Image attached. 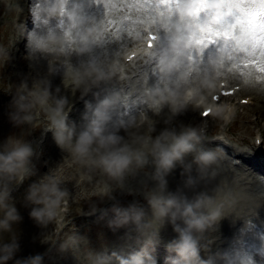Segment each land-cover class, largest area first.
<instances>
[{"label": "clouds", "instance_id": "obj_1", "mask_svg": "<svg viewBox=\"0 0 264 264\" xmlns=\"http://www.w3.org/2000/svg\"><path fill=\"white\" fill-rule=\"evenodd\" d=\"M35 50L46 51L44 43L37 39ZM99 70L92 68L84 72L69 69L70 82L78 86L84 77ZM60 89H56L59 93ZM191 97L172 90H157L151 97L149 108L159 116L165 106L170 115L158 128L159 121L147 112L130 125L108 126V116L97 111L96 118L79 130L67 123L65 98L53 93L47 80H35L29 88L23 83L13 98L16 113L12 121L16 126L28 124L35 128L36 117L43 115V127L52 132L57 146L66 153L65 163L38 175L34 163L37 152L26 133L11 135L0 144V264H43L40 254L17 259L21 250L20 233L16 226L22 223L12 192L26 180L36 179L29 184L25 194V206L30 207L29 217L36 225L47 228L57 225L62 228L69 190L64 187L65 166L75 167L81 183H91L95 176L100 179L92 185L93 196L99 200H115L114 193L127 191L134 194L129 183L139 181V191L147 201V207L134 203L128 207L118 202L102 215L112 213L108 221L113 229L134 227L149 242L158 239L160 231L167 225L173 227L177 238L167 245L176 257L171 264H207L199 258L196 233H202L217 221L224 202L230 196L224 188H217L214 195L198 191L201 182L217 175L214 170L219 164L216 150L203 146L204 137L199 127L174 123ZM105 101V106L108 105ZM35 113V115H33ZM124 128V134L120 128ZM180 170L182 182L175 190L170 189L168 177ZM189 193H192L189 195ZM97 207H93V214ZM55 243L53 235L44 236L42 242ZM82 238L72 234L60 243V251H79ZM81 264H109L108 259L86 250L78 254ZM120 264H156L144 252L121 258Z\"/></svg>", "mask_w": 264, "mask_h": 264}, {"label": "rangeland", "instance_id": "obj_2", "mask_svg": "<svg viewBox=\"0 0 264 264\" xmlns=\"http://www.w3.org/2000/svg\"><path fill=\"white\" fill-rule=\"evenodd\" d=\"M117 1L119 2H117L116 5H111L109 7L105 6L101 9H97L95 11L94 16L83 18L84 22L82 21L81 23L83 35L79 40H77L79 38L77 34H73V31L76 30L77 28L71 29L72 27L71 24L68 23L63 24L64 27L62 26L61 28L62 33L64 34L63 39L64 40L66 39L65 40L66 42L69 40V42H67L69 45L68 55L71 57V55L73 56V53L75 54L78 53L80 57L74 54V57L70 59L68 65L63 67L64 70H62L61 72L65 71L64 74L62 76H59L61 72L55 73L53 71L48 70V67L51 66L50 62L48 63L47 68H45L44 66L41 67L40 65L37 64L35 65L36 62L29 60L30 67L33 68L28 72L27 66L24 62L27 56V52L25 51H22V54L25 55L23 61V67L21 66L20 63L18 64L16 58L22 56L21 54L18 55V53L20 52L18 51V47L14 44L11 45L12 42L14 41L12 39L13 27L15 26V21L20 16L18 15V11L28 7V4L26 3L25 0H0V7H1L0 28L2 26L7 25V29L5 33L6 39L4 41H2L4 35L2 32H0V144H3V142L7 139V137L11 135H20L21 133H26L27 134L26 138L29 139L32 142L33 146L36 148L37 155L34 160V163L36 165V168L38 169V175H43L48 170L52 168H56L61 164H64L66 153L63 152L57 146L53 134H51L49 137L46 138L45 132H39L40 130H35L36 128H33L28 124H23L20 126H16L14 124V122L12 121V115L16 113V108L14 107L12 101L17 94V89L19 88L18 86H20L23 83H27L29 88H31L34 82L36 71H40L42 73L46 72L45 73L46 76L48 75L50 77L55 76L54 89L55 87L56 89L57 88L60 89L59 93H56V91L54 93L59 98H67V101H69V99L70 101H72L73 100L72 91H70V88H72L73 85H70L71 82H70V77L68 76V72L69 69L75 70L77 67L79 69L80 67H82L80 64L82 63V61L85 60L83 59L82 54L84 52H87L86 48H84V44H89L93 39V43H90L89 51L95 50L96 52L91 56L90 54L88 55V57H90V61L93 64L97 59V55L99 56V54L102 53L101 56H99L102 60V62H100L102 63L101 64L102 70L100 68L102 73L105 68L103 64H105L107 60L109 61L115 59L117 53L121 55V52L124 49L123 45L124 46L126 45L125 40H127L128 38V33H130L131 29H133L138 23L146 19L152 21L150 19L152 18L157 20L159 23L161 21L160 24L162 25L163 30L165 32L171 31L172 28L176 26L172 21L169 22V20H166L164 18V15H161L163 17L162 18L161 16L155 15L151 10L144 13L143 19L137 21V18L139 16H136L137 9L135 8V5L132 4L129 0L128 1L117 0ZM122 4L125 6H122ZM114 9L117 10V16H111L112 15L111 11H114ZM113 18L116 19L111 20ZM86 26L88 28H86ZM67 28H69L68 30L69 32H67ZM63 29L66 31H64ZM84 29L86 30L84 31ZM70 30L72 33L70 32ZM204 32H208L209 34L213 33V31H204ZM180 33H181V28L178 31V34ZM184 33L185 31H183L180 35H183ZM194 34L196 35V38L199 40V42H203L202 44H200V50L202 51L203 49H206L208 47V38H206V36H203L205 34L203 32L201 33L203 35H201L200 32H194ZM248 34H249L248 31H246L245 33L240 31L239 36H238V32L236 33V36L238 38L236 37L234 40H232L233 38L227 41L223 38L222 40H220L221 38L218 39V41L220 40L219 41L220 43L218 45H221L220 48L221 49L224 48V49L221 50L219 54L217 53V56L216 55L211 56V59L208 60V62L205 64H202L203 60H201V57L204 56H200L199 62H201V64L199 66L201 68L199 69V71L203 73L198 72L199 74H197L194 77L199 76L200 79H204L203 76L205 75V71L207 69L210 68L211 70L217 66H222L223 68H225L227 74L231 77L232 80H237V79L240 80L242 76L241 74L243 73V69L240 68L242 64L245 66H248L251 63H253V65L261 64L262 62L260 61L262 60V58H260L259 54L262 53L264 54V51H256L255 55H253L251 58H248L247 60L246 58H239L237 53H233L236 45L237 44L241 45L244 36ZM32 36L33 35H31V38ZM187 38L189 41L191 40L189 36H187ZM165 39H168V37L166 36ZM177 39L178 37H176L173 41L164 40V42L165 43L167 42L166 44L169 45L168 47H170L174 45ZM231 42L232 44L230 48L228 46L230 45ZM222 44H224L223 45L224 47L222 46ZM79 46H80V50L77 51V48ZM4 50L6 51V55L5 54L3 55V53H1ZM116 51L117 53H115ZM58 57L61 59V56ZM72 61H74L73 64ZM16 62L18 67H15ZM111 64L112 62H109L108 66H110ZM140 65H142V62L140 63ZM161 66L162 64L159 67ZM19 67L25 70L22 71ZM192 67L196 69L197 63L195 67L194 66ZM154 70L155 68H150L148 70L144 69L143 74L147 75L150 73L151 74L155 73L156 70L155 71ZM263 71L264 69H260V73ZM245 72L249 73V69L245 68ZM30 73L31 76H29ZM23 76L25 77L24 79ZM107 77L110 80V76L107 75ZM124 78H125V74H123L122 80ZM144 78L145 77L139 76L137 78L130 80V78L126 77L125 80L137 86V84H141L143 82ZM156 78L157 77L151 78L154 84L157 83ZM59 83H63V86L62 87L58 86ZM189 84L190 83L185 84L182 88L180 87L178 91L180 89H183L185 86ZM80 85L81 88H84L86 82L84 83L82 82L80 83ZM102 87H103V92L105 93H102V96L99 101L100 105L103 104V107H105V101L110 102L111 99H114L115 101L119 102V96H117L118 93L116 95L115 92H112L114 91L112 90L113 88L112 82H111V86L103 85ZM247 87H248L246 88L247 91L243 89L242 94L249 92L250 89L255 90L253 92L250 91L249 93L252 94L256 93L255 96L257 97L262 96L261 99L260 100L255 99L254 102L246 104V106L245 105L241 106L238 112L235 114L233 120L228 123L226 122L225 125L223 126L222 124L224 121L222 115H220L218 118H215L214 120L216 119L217 120L213 126L211 125V129H209V132L215 130L224 131L225 132L224 137L226 138L225 141L229 142L230 145L234 146L239 152H241L243 157H245L250 161L256 159V155L254 154L255 153L254 151L256 149L262 152V154L264 155V83L255 84L252 85L251 87V82H250ZM147 90L148 91L146 94V98L148 99V97H151L150 95H153L157 90H161V89L160 86L157 87L156 85H153L151 91H149V88ZM114 95L117 100L113 97ZM102 99H104L103 102ZM112 108L113 107L109 108L108 110H106L105 108H101L99 111L107 112ZM75 110L79 111L80 109H75ZM188 112L190 113L192 112L191 114L195 116V114L197 113L199 114V108L196 107L195 109L194 107V109H189ZM247 114L249 115V118L245 117ZM33 115H35V113H33ZM41 116L42 118L36 123L37 127L39 126L41 127L44 124L43 123L44 116L43 115ZM70 116L71 114L69 116L67 115V118ZM68 123L70 124L71 120H69ZM179 123L182 122H178L176 124ZM188 124H192V123H188ZM197 124H198L197 126L200 128L199 122H197ZM75 126H77V124H75ZM260 129H263V134L262 133L260 134L262 138V142L260 143V145L256 146L255 136L257 135L258 132L260 133ZM254 145L256 146V149ZM203 146L211 149L214 148V150H216L217 153L219 154V164L214 169L215 171L218 170V172H216L218 174L215 177H210L211 176L210 175L209 178L205 180V182L203 181L200 184L198 191H205L209 195H214L215 190L219 187V188H224L225 192L230 193V196L224 202L220 218L214 222L216 227L214 226L213 223L211 227L207 228L204 232L198 233L204 236V238L206 239V241L203 242L196 238L199 244L198 250L200 253L202 252L205 255H209V253L210 254L212 253L214 256L217 255V253L213 249L214 246L218 247L220 245L219 243L220 241L217 242V240L219 239L230 240L227 243V245L229 247L232 246L233 249L231 251L226 252V254L230 255V257L226 259V262L228 264H232V262L234 261V257L232 256L236 255L234 251L242 250L241 245L244 243L245 239H247V237L252 233V229L254 225L257 224L256 219L260 222V218L253 212V208H254L253 206H256L258 208V205L260 204V200L258 199H260L261 196V194L259 193L263 192L260 190L264 187L263 186L264 175H262L259 171H257V168L251 170L252 169L251 167L249 170H243L240 167H235L231 163L230 159L224 155L225 153L223 152V150H220L216 145L212 144L211 142L205 139ZM64 171L66 176L64 187H66L69 190L70 198L67 204L63 226L62 228H60L58 232H57V225L50 224L47 228H42L36 225L35 222L31 220L29 217V212L31 209L30 207L25 206L24 198L27 188L29 187V184L33 182L36 179V177H33L32 180H26L23 184L19 185L12 192V196L14 198L18 211L23 217L22 223L16 226L17 231L20 233V245H21V250L16 257L17 259L25 258L29 255L40 254L43 256V264H81L80 260L77 259V255L83 254L86 250H88L93 252L94 254L104 257L105 259H108L109 264H120L121 258H129L134 253L144 252L145 250L146 251L151 250V248L146 245L151 244L154 240L148 242L149 240L146 237L140 235V233L136 231L134 227H125V228H117V229L110 228L108 221L111 219L112 213L109 212L107 216L102 215V210L110 209L117 202L123 207H128L129 205L134 204L135 201L140 199L143 201L141 205L147 207V201L144 199V196L139 191V189L141 188V184L139 181H132L128 185L130 189H137V191L134 194H129L127 191H117L114 193L116 198L115 200L101 201L97 197L93 196L94 193L91 191L92 185L95 184L97 180H99L97 176L94 177L91 183L87 181L81 183L79 181V173L77 172L75 167L65 166ZM170 176L173 177L175 176V179H180L181 180L180 183L182 182L179 169L176 170ZM167 179L169 182V187L172 190H175L177 186L180 185V183H176L175 181H170L169 177ZM234 182L235 184H233ZM226 185L228 188L226 187ZM256 199L259 202H257ZM261 204L264 205V203ZM94 206L97 207L98 212L96 211L93 214L92 209ZM232 207H236V208L234 209ZM243 210L245 211V213ZM255 212L258 213V210H255ZM222 224L225 225V226L223 225L224 228ZM229 224H231V229H229V231L226 232V229L229 228ZM219 225L223 228L224 231L223 230L216 231V228ZM262 227L263 226L261 225L260 228ZM239 229L242 231H240ZM259 230L260 229L258 228V231ZM210 232H215V233L211 234ZM49 234L54 236L55 243H52L51 241L47 243L42 242L44 236ZM72 234L81 237L82 241H84L80 244L79 251L77 252L72 249H69L66 252H61L59 248L60 243L64 239H66L68 235H72ZM235 235H237V237ZM176 238H177V233L174 232L173 227L169 224L161 229L159 237L158 239H156V241L165 239L166 241L172 242ZM257 238L258 239L255 242V244L259 248L264 244V234L260 233ZM128 239H132V242H125L126 247L124 248L117 247V243H121ZM134 242L141 243L142 245L136 246L135 248L130 247ZM260 242H262L263 244ZM111 247L114 248L113 252H111ZM114 255L117 256L114 257ZM249 256L251 257L252 260H254L253 262L255 263L259 262V264H263L260 259L256 258V256L255 257L252 255ZM241 261L242 260L238 259L235 263L237 262L240 263ZM10 264H14V262H10Z\"/></svg>", "mask_w": 264, "mask_h": 264}, {"label": "bare ground", "instance_id": "obj_3", "mask_svg": "<svg viewBox=\"0 0 264 264\" xmlns=\"http://www.w3.org/2000/svg\"><path fill=\"white\" fill-rule=\"evenodd\" d=\"M154 1L155 0H148V2L151 5H154L155 4ZM162 1H165L164 3H162V7H161V11L162 12H164L165 14H167L169 17L174 18V19H177V20H181L183 18L186 19V27L185 28H181V33L183 31L186 32L188 29L199 28V29L202 30V32H204V31H213L212 35L221 36L226 41L227 40H231L232 38H233L232 40H234L237 37L236 36L237 29H236V26L234 25L233 21H234V18L237 16V19L236 20L241 19V20H244L246 22V27H244V28H247L248 27L250 29H256V32H255L256 33V37L250 38V40L247 43H245V44H241L240 46L238 45L237 46V49L235 51H237V52H243L245 55H248V54L251 53L252 48H257V47L264 46V41H263L264 40V6L263 5H260V4H257V2H255V0H241V3L244 4V7H243V9H241L239 11V13H237V11H236V3L234 1H231V2H229L226 5H220L221 8H219V6H211L210 5V7H208L203 13H199V10H197L192 4H190L187 1H185V2L184 1H179V0H162ZM76 2L84 5L85 7L87 6L85 4V1L82 2L81 0H67L66 1V4L68 5V7L70 9V12H73V13L76 12L74 10V8H73L74 3H76ZM261 3L264 4V0H261ZM61 6H62V1H57V0H42L41 3L39 4V6L36 8L35 14L32 12V16L29 13H27L28 11L26 9H24V10H22L20 12V15H23L24 17H28V18L31 19V20L28 21V23H32V24L35 23L36 24V28H35V30L32 31L33 36L30 39L29 43L25 42L24 45L22 46L23 49H20V54H21L22 57H17L18 64L20 63L21 66L23 67V61H24V56L25 55L22 54V51L27 52L26 60L24 62L26 64V66H27L28 72L30 70H32V68H33V67L32 68L30 67L29 60L30 61H33V62H36L35 65L37 64V65H40L41 67L44 66L45 68H47L48 63L50 62L51 63V66L48 67V70L49 71H53L55 73L61 72L62 70H64L63 67H65V66L68 65V63L70 61V58H71L68 55L69 54V45H68L67 42H69V40L66 42L65 41L66 39L65 40L63 39V36H62L59 28L57 27L60 24L65 23L66 22L65 16L67 17V15H65V13L63 12V9H62ZM115 19L113 18L111 20H115ZM160 23H161V21H160ZM247 23L250 26H252V27H249ZM86 28H88V27L86 26ZM71 29H72V27H71ZM85 30L86 29H84V31ZM64 31H66V30H64ZM67 32H69V31L67 30ZM70 32H71V30H70ZM202 32H200V34ZM205 33H208V32H205ZM73 34H77V36L79 37L77 40H79L81 38V36L83 35V31H82V28H81V22L78 23V28L73 31ZM85 34H87V33H85ZM259 34L261 35L262 39L259 38ZM97 35H98V33H97ZM100 35H101V33H100ZM201 35H203V34H201ZM77 36H75V37H77ZM203 36H205V35H203ZM25 37H27V34H25ZM222 38L220 40H222ZM37 39H40L44 43V45H45V47L47 49L46 51L35 50V42H36ZM72 39H74V38H72ZM165 40L167 41L168 39H165ZM17 42L20 43L21 41L19 42V40H18ZM183 42H184V44H186V43L189 42L187 36H184ZM221 42H223V41H221ZM11 45H13V44H11ZM223 45L224 44H222V46ZM220 47H221V45H220ZM84 48H86L87 52H84L82 54V56H83L84 59H88L90 61V57H88V55L90 54V56H91L96 51L95 50L89 51V44H84ZM223 49H221V50H223ZM72 51H74V50H72ZM115 53H117V51ZM56 54L58 56H61V59L56 58V56H57ZM101 54H99V56H101ZM209 54H210V56H213L216 53L213 52L212 50H209ZM75 55L80 57V55H78V53L75 54ZM99 56L97 55V59L96 60L100 59ZM247 59L248 58H246V60ZM73 62L74 61H72V64H73ZM260 62L264 63V59H262ZM115 63H116V61L115 62H112V64H114V65H115ZM250 63H251V61H250ZM256 65H253V63H251L248 66H245L244 68L250 70V69L256 68ZM170 67H171V65H168L167 68H169V69L167 70V72H164L163 74H161V75L158 76V82L155 83V84L152 81H149L148 78L146 77L144 79V84L145 85H143L139 90H141V92L144 93L146 91V86H147V89L149 88V91H151L153 85H156L157 87L160 86L161 91H164V90H172V91L178 92V89L180 88V86H178V85H181L184 82L188 81V79L190 78L191 73L189 72L188 69H180L179 71H174ZM262 67H264V66H262ZM92 68H94V67L93 66H90L89 68L82 67V70L84 72V70H86V69H92ZM80 69H81V67H80ZM109 69H110V67L107 66V69L106 70H109ZM101 70H102V68H101ZM32 72H34V71H32ZM45 73H42L40 71H36V75L34 77V81L35 80H38V79L49 81L50 84H51L52 91L54 93L56 91L55 90L56 87L54 89L55 76L50 77L48 75L50 77V79H49V77L46 76ZM44 74H45V77H44ZM261 74H262V76H261L260 79H257L256 81H253V80L252 81H246L245 84H244V81L242 79L241 88H244V86H246V88H248L247 86L249 85L250 82H251V87H252V85H255V84H263L264 83V71L261 72ZM29 76H31V73H30ZM97 77H100V75L97 74V73H93V75H91L90 77H84L83 78V83L86 82V85L84 86V88H81V85L79 84V86H78L76 83L72 86V88L70 89V91H72V99L73 100L70 101V99H69V101H67V104H66L65 109H64V111H67L66 113H67L68 116L70 114L72 115L73 114V111L75 109H80L82 107L87 106V103H88V101L90 99L89 96L91 95L93 89L96 87V83L94 82V80ZM214 77L216 78V76L209 75V76H207V78H204L203 80H201L199 82V84H198L199 87H198V90L197 91L206 89L205 88L206 85L212 84L214 82L213 81V78ZM243 77L247 79V74L244 75ZM222 78H223V75H221L218 78V82ZM225 79H226L227 82H229V85L228 86H231L232 84H230L229 79H227V78H225ZM237 80H239V79H237ZM219 85L220 84H217L216 83L214 86L220 87ZM246 88H244V89L246 90ZM238 91L239 90H236L235 93H237ZM250 91L253 92L255 90H251L250 89ZM138 95H140V94L137 93V95H135V96L138 97ZM255 95H256V93L253 94V96L250 95V99H251L250 101H252V99H255V98L257 100H260L261 97H262V96L261 97H259V96L257 97ZM150 96H152V95H150ZM113 97L115 98V95ZM142 98H139V99L138 98H135V99L129 98L124 103L125 105H124L123 108L119 105V108L117 109V106L115 104H113L115 107H113L111 110H109L107 112H104L107 116L114 115V114L116 115V116H114L113 118H111L108 121V126L109 127H118L120 125H130L132 122L136 121L139 118V116L141 115V113H138L137 112V108L142 107V109H143V112L142 113L147 112V114L150 117H152L153 119H156V120L159 121L158 127H160V128L163 127L164 126L163 121L165 119H167L168 116L170 115V110L168 109V107L165 106V108L162 110L161 114L159 116H157L155 113H153L151 111V109L148 106L149 105V102H150V99L141 100ZM230 98H231V96L228 99H230ZM233 98L230 100L231 101L230 102L231 107L229 108V105L227 106L228 107V111L226 113H228V116H230L232 114V112L234 113L235 107L238 104L243 105V104H241L240 100L234 101ZM204 99L205 100H202V101H208V102L210 101L211 103H214V101H213V99L211 97H209L208 99L206 97H204ZM118 103H120V102H118ZM226 105L227 104H225V106ZM193 108H194V106L192 104H188V109H187V106H186L185 107L186 110L184 109L185 111L183 110L181 113H179V115L182 116V117H184V118L181 119L182 122H186V121H189L190 120L191 123L194 126H196L198 119L201 118V120H202V116L198 114V115H195V116L193 115L191 117L190 115H192L191 114L192 112L190 113V112H188V110L189 109H193ZM203 108H204V106H202L200 108V112H201V110ZM213 114H215V113L209 114V117H210L209 118V121L212 120V115ZM216 115H217V117L219 116L218 114H216ZM245 117H248L249 118V115L247 114ZM175 119H177V118L174 117V121H175ZM44 121H45V117H44ZM86 124L87 123H84V125L79 126L78 127V130L80 128L84 127ZM192 124H190V125H192ZM77 126H78V124H77ZM120 133L121 134H124V128L123 127L120 128ZM254 154L256 155V159L255 160H250V161L253 164H258L257 167H260V168H262L264 170V160L261 158V156H260L259 153L255 152ZM216 172H218V170ZM218 178H220V177H218ZM169 179H170V181H175L176 183H180V181H181L180 179H175V176L174 177L173 176H169ZM208 184H209V182H208ZM233 184H235V182ZM211 185H212V183H211ZM228 185H230V184H228ZM238 185H240V184H238ZM201 187H202V185H201ZM226 187H227V185H226ZM233 189H234V187H233ZM236 190H237V188H236ZM260 191H263V192L262 193H259V194H261V196H260V199H258V200H260V203H264V187ZM191 194L192 193H189V195H191ZM251 195H252V193H251ZM256 201H257V199H256ZM142 202L143 201L140 200V199H138L137 201H135V203H139V204H141ZM257 202H259V201H257ZM250 203H251V201H250ZM96 205H98V204H96ZM242 206H244V205H242ZM232 208L235 209L236 207H232ZM258 211H259V213L262 216H264V207H259L258 206ZM244 213H245V211H244ZM226 216H228V215H226ZM223 225L224 224H222V226ZM214 226L216 227L215 223H214ZM224 226H223V228H224ZM260 226L261 225H259L257 223V225L255 226V229L258 231V228L260 229ZM240 231H242V230H240ZM210 233L212 234L214 232H210ZM229 234H231V233H229ZM195 236H196L197 239H199V240H201L203 242L206 241V239H204V237L202 235L198 234V233H196ZM235 236L237 237V235H235ZM260 243H262V242H260ZM249 244H252V243H249ZM246 247L247 248H245V249H250L251 250L250 247H252V246L249 245V246H246ZM231 248H232V246H231ZM218 250L220 251V254L219 255H216V257L214 259H212V260H209L207 258H203L202 256H199V258L201 260H203V261H206L207 264H228L227 262L224 261V258L226 257V253H224L220 248ZM239 260H241V259H239ZM242 260L243 261H241L240 263H235V264H253V261H254L251 258H244Z\"/></svg>", "mask_w": 264, "mask_h": 264}]
</instances>
